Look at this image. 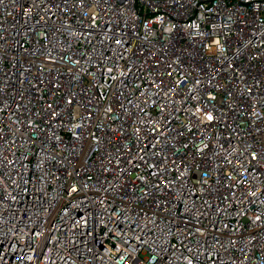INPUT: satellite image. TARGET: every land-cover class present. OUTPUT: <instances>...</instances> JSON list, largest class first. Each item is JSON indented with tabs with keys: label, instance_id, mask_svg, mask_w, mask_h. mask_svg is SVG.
Segmentation results:
<instances>
[{
	"label": "built area",
	"instance_id": "built-area-1",
	"mask_svg": "<svg viewBox=\"0 0 264 264\" xmlns=\"http://www.w3.org/2000/svg\"><path fill=\"white\" fill-rule=\"evenodd\" d=\"M0 264H264V0H0Z\"/></svg>",
	"mask_w": 264,
	"mask_h": 264
}]
</instances>
